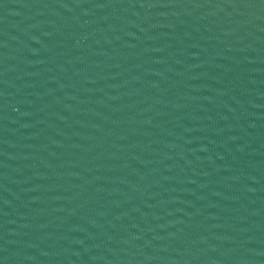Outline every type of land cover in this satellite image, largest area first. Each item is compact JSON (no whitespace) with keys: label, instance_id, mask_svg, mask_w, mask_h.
Segmentation results:
<instances>
[{"label":"water","instance_id":"95a60500","mask_svg":"<svg viewBox=\"0 0 264 264\" xmlns=\"http://www.w3.org/2000/svg\"><path fill=\"white\" fill-rule=\"evenodd\" d=\"M0 264H264V0H0Z\"/></svg>","mask_w":264,"mask_h":264}]
</instances>
